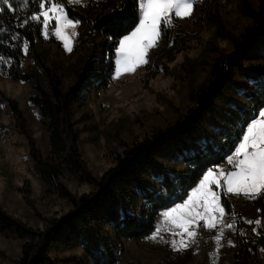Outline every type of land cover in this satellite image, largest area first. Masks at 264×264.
Returning a JSON list of instances; mask_svg holds the SVG:
<instances>
[{
	"label": "trees",
	"instance_id": "16d2710c",
	"mask_svg": "<svg viewBox=\"0 0 264 264\" xmlns=\"http://www.w3.org/2000/svg\"><path fill=\"white\" fill-rule=\"evenodd\" d=\"M220 1L226 0H197L192 17L173 18L170 28L161 24L162 37L158 47L149 53L151 63L145 66L143 74L150 79L168 70L167 64L185 50L192 39L205 28L216 25L230 40L231 49L213 62L207 82L197 93L189 95L194 106L172 125L152 129L140 142L122 147L114 165L98 178L91 175L79 153V136L70 102L78 97L85 84V73L90 69L100 71L94 79L96 89H106L109 85L114 72L115 47L138 18L136 0L93 1L90 7L97 10L94 15L64 5L68 17L80 21L81 30L74 44L76 52L85 43H92L94 32H99L103 38L101 62L93 66L85 61L66 91L61 89L59 77L44 64L36 49L35 43L41 40L43 33L42 18L31 21L30 17L40 11V0H10L14 11L0 4L6 9L0 12V28L6 29L0 33V57L5 61L0 66V74L16 82H25L35 91L30 102L37 107L40 123L48 132L49 152L47 156L40 152L18 103L1 89L0 138L7 133L1 118L3 110L8 108L18 132L28 141L29 155L38 177L49 191L67 199L71 205L66 214L48 219L42 230L26 226L0 207V233L22 241L20 255L14 264H57L49 257L55 243L66 247L81 245L89 264H119L122 240H140L151 233L160 211L182 201L204 171L219 165L235 149L239 142L237 136L242 137L240 129L264 107V66L247 63L264 50V0H257L256 7L248 0H237L239 13L250 20L249 27L237 37L232 36L223 24L217 10ZM26 20L29 23L21 27ZM83 26H86L85 30ZM17 34L18 38L13 39ZM25 42L27 53L35 57L47 77L49 91L40 84L37 73L23 70ZM208 127L215 133L212 138ZM174 154L180 157L182 170L171 169L163 161ZM64 177L91 185L93 190L75 197L63 185ZM149 177L156 181L150 183ZM20 191L31 205L28 188ZM133 198L136 203L129 211V202ZM221 200L230 212L224 195ZM254 205H258L264 217L263 197H256ZM105 227L113 231L114 242H102ZM257 248H264L262 232L253 241L237 229L231 264H252L251 260L257 258Z\"/></svg>",
	"mask_w": 264,
	"mask_h": 264
},
{
	"label": "rangeland",
	"instance_id": "374dc122",
	"mask_svg": "<svg viewBox=\"0 0 264 264\" xmlns=\"http://www.w3.org/2000/svg\"><path fill=\"white\" fill-rule=\"evenodd\" d=\"M248 1L256 7L257 0ZM57 2L64 5L60 0ZM237 4V0L217 3V10L225 28L235 37L250 25V20L239 13ZM80 9L90 15L97 12L90 5ZM54 27L53 20L49 24L48 37L45 38L42 33L41 40L36 41L35 45L44 64L57 74L61 89L66 91L75 80V72L85 61H89L93 66L101 62L100 43L103 38L99 32H94L92 43H85L82 49L76 52L74 44L81 30L78 24L75 29L77 35L72 37V51L69 52L63 47V42L53 34ZM85 29L86 26H83V30ZM230 49V40L224 37L216 25H211L201 31L189 42L185 50L167 64L168 70L153 78L147 79L143 76L145 66H141L135 73L126 74L119 79L111 78L106 89L98 90L94 79L100 71L94 68L88 70L85 73V84L81 87L78 97L71 100L70 108L79 136V153L91 175L100 177L114 165L122 147L140 142L150 135L152 129H164L172 125L189 107L194 106L195 103L190 101L189 95H195L207 82L213 62ZM247 63L264 66V50L257 58L248 59ZM22 66L23 70L37 73L40 84L49 91L47 77L32 54L25 53ZM0 89L18 103L34 143L40 152L47 156L48 132L40 123L37 107L30 102V96L35 94V91L27 83L13 81L2 74ZM257 117L258 113L255 118ZM1 120L7 128V133L0 138V207L26 226L42 230L48 219L66 214L71 205L67 199L49 191L38 177L29 155L28 141L18 132L15 118L8 108L3 110ZM217 122L221 123V120ZM207 130L211 138L215 136L211 128L208 127ZM199 142H202V139H199ZM163 161L171 169L182 170L184 167L180 157L175 154L171 159ZM216 166L222 167L220 164ZM232 170L234 169L228 171ZM199 180L193 188L198 185ZM148 181L154 183L156 178L149 177ZM62 183L75 197L93 190L91 185L78 183L72 178L64 177ZM21 188H28L31 205L24 199ZM192 189L176 204L183 203ZM213 190L220 193V202L225 210V215L221 218L223 223L217 224L214 229H207L201 221L196 227L198 235L195 243L183 252L171 248L169 242L179 240L180 237L168 232L162 233L163 241L145 239L150 233L140 240H122L119 264H231L236 230L252 226L256 235L262 232L257 230L259 224L256 223L260 221L259 209L258 205H254L253 197L249 195L225 193L223 189L215 187ZM222 195L228 201L230 212L222 203ZM262 197L264 199V196ZM135 203L136 198L129 202V211L133 210ZM164 210L158 214L154 228L161 220ZM228 224L233 227H226ZM221 233L222 239L217 244L214 237ZM112 241H115L114 233L110 227H105L102 242ZM228 241H232V244ZM21 243L16 237L0 233V264H14L20 255ZM49 257L57 261V264H89L79 244L66 247L55 243L49 251ZM262 257L264 261V249ZM260 258L259 256L251 260L252 264H264Z\"/></svg>",
	"mask_w": 264,
	"mask_h": 264
},
{
	"label": "snow or ice",
	"instance_id": "6c2138e0",
	"mask_svg": "<svg viewBox=\"0 0 264 264\" xmlns=\"http://www.w3.org/2000/svg\"><path fill=\"white\" fill-rule=\"evenodd\" d=\"M138 18L135 26L126 35H123L115 47L114 72L112 79H119L126 74H132L141 66L151 63L149 51L158 47L162 37L161 24L165 28L173 26V18L187 19L193 16L197 0H136ZM69 5H83L84 0H68ZM0 4L7 5L8 10L13 9L10 0H0ZM40 11L33 13L31 21H41L43 35L48 37L49 24L55 21L53 34L63 42L67 51H72V37L76 36V26L79 20L68 17L63 4L57 0H40ZM6 9L0 7V12ZM28 20L21 27L26 26ZM71 30V31H70ZM6 29L0 28V33ZM18 38L14 36L13 39ZM111 40L112 37H107ZM25 53L28 51L27 42L23 45ZM103 55V54H102ZM112 66L111 55L107 57ZM0 57V66L4 64ZM2 107V105H0ZM242 137L237 136L239 142L235 144L234 152L227 155V164L234 170L227 171L220 166L209 167L203 172L198 185L192 189L183 203L167 208L161 213V220L157 226L145 237L154 242L163 241V232L179 236V240H171L170 246L174 251L183 252L195 243L198 235L196 227L203 221V227L216 228L223 223L225 210L220 202V193L215 188L223 189L225 193H244L251 197L264 196V107L259 109L258 117L247 122L246 129L241 128ZM251 223V221H249ZM256 223H262L256 221ZM232 228L233 225H226ZM255 230V229H253ZM217 244L222 239V233L214 237ZM231 245L232 241H228Z\"/></svg>",
	"mask_w": 264,
	"mask_h": 264
},
{
	"label": "built area",
	"instance_id": "2783aa9c",
	"mask_svg": "<svg viewBox=\"0 0 264 264\" xmlns=\"http://www.w3.org/2000/svg\"><path fill=\"white\" fill-rule=\"evenodd\" d=\"M232 152H234V150H233ZM232 152H231V153H232ZM231 153H230V154H231ZM230 154H229V155H230ZM220 165H221L223 168H225L227 171L233 169L231 165H228V164H227V160H226V158H225V160H224L223 162L220 163ZM241 231H242L243 234H245V235L247 236L248 239L253 240V241L256 240V236H257V235L254 234V233L248 228V226H244V227H242V228H241ZM262 233L264 234V229L262 230ZM260 250H261L260 248H257V250H256L257 257L260 256Z\"/></svg>",
	"mask_w": 264,
	"mask_h": 264
},
{
	"label": "crops",
	"instance_id": "0c3cea01",
	"mask_svg": "<svg viewBox=\"0 0 264 264\" xmlns=\"http://www.w3.org/2000/svg\"><path fill=\"white\" fill-rule=\"evenodd\" d=\"M60 1H62V3H64V5L65 4H69L68 3V0H60ZM93 1H98V0H84V3H83V5H77V4H72L71 6H73V7H77V8H81V7H85V6H89L90 4H91V2H93ZM258 113H259V111H258ZM255 198H253V200H254ZM258 209H259V216H260V221L262 222V223H259V226H258V228H257V230H259V232L260 231H262L263 229H264V219H262L261 220V211H260V208L258 207ZM250 229H251V231L253 230V228H252V226H250ZM253 232V231H252ZM254 233V232H253ZM255 234V233H254ZM264 248H261V250H260V259L263 261V257H262V250H263ZM264 262V261H263Z\"/></svg>",
	"mask_w": 264,
	"mask_h": 264
}]
</instances>
